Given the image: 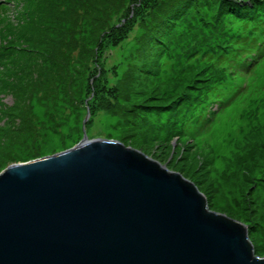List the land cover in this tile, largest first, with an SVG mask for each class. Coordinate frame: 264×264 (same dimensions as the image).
Listing matches in <instances>:
<instances>
[{"label":"rangeland","instance_id":"obj_1","mask_svg":"<svg viewBox=\"0 0 264 264\" xmlns=\"http://www.w3.org/2000/svg\"><path fill=\"white\" fill-rule=\"evenodd\" d=\"M221 1L1 5L0 173L74 147L85 128L90 139L120 141L195 183L210 210L249 227L264 257V55L252 69L233 72L232 88L246 86L247 95L218 110L214 123L197 119L201 103L184 115L194 89L205 84L191 73L202 47L179 59L178 44L215 19ZM235 20L226 17L241 30L243 21ZM179 121L181 138L173 132Z\"/></svg>","mask_w":264,"mask_h":264},{"label":"water","instance_id":"obj_2","mask_svg":"<svg viewBox=\"0 0 264 264\" xmlns=\"http://www.w3.org/2000/svg\"><path fill=\"white\" fill-rule=\"evenodd\" d=\"M83 139L0 173V264H264L249 227L124 143Z\"/></svg>","mask_w":264,"mask_h":264},{"label":"trees","instance_id":"obj_3","mask_svg":"<svg viewBox=\"0 0 264 264\" xmlns=\"http://www.w3.org/2000/svg\"><path fill=\"white\" fill-rule=\"evenodd\" d=\"M7 1L9 0H0V8ZM180 3H186L181 4L185 6L191 5L187 0H181ZM221 3L222 6L212 13L215 19L207 21L208 24L203 25L195 36L191 38L183 36L184 40L178 44L180 50L177 52L179 59L183 57L189 59L190 56L196 57L200 51L199 47H202L199 63L191 67V73L194 81L205 84H199L194 89L187 100L188 112L184 115L188 118L197 104L201 103V113L197 119L204 120L206 124L214 123L218 110L225 105L239 100L242 95H247L246 86L242 91L241 88H232L233 72H246L252 69L264 55V0H222ZM227 16L234 17L235 22L243 21L242 29L237 30L235 27L231 29L230 26L233 24L226 23ZM164 23L166 25L168 20ZM218 53L219 55L215 57ZM202 88H205V92H201ZM214 92L219 95H215ZM252 101L259 102L257 99H250V102ZM216 102L222 105L218 110H213L212 106ZM179 122L180 129L178 131L173 129V132H177L181 138L183 136L179 132L184 134L182 128L184 122Z\"/></svg>","mask_w":264,"mask_h":264}]
</instances>
